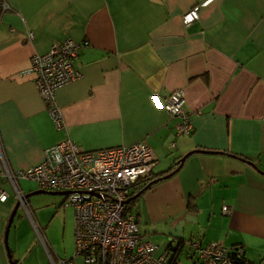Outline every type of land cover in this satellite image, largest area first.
<instances>
[{"label":"crops","instance_id":"0c3cea01","mask_svg":"<svg viewBox=\"0 0 264 264\" xmlns=\"http://www.w3.org/2000/svg\"><path fill=\"white\" fill-rule=\"evenodd\" d=\"M194 5L199 17L186 25L182 15ZM66 38L86 45L75 59L81 77L55 92L65 120L58 130L23 70L34 53ZM177 89L192 124L187 134H177L180 118L164 109ZM66 136L80 151L138 141L152 148L155 164L133 189L160 179L129 206L168 261L201 264L189 245L199 240L239 245L243 264H264V174L245 161L264 171V0H0L2 153L12 169L30 167ZM16 186L23 194L39 189L30 179ZM0 187L8 195L0 201V264H9L4 232L17 200L1 176ZM28 204L48 251L20 206L8 233L11 259L68 257L73 208L48 193ZM58 230L67 237L63 251L52 238Z\"/></svg>","mask_w":264,"mask_h":264},{"label":"built area","instance_id":"2783aa9c","mask_svg":"<svg viewBox=\"0 0 264 264\" xmlns=\"http://www.w3.org/2000/svg\"><path fill=\"white\" fill-rule=\"evenodd\" d=\"M5 5V4H4ZM199 17V6L194 5L182 15L186 25ZM28 36L32 37L29 31ZM81 45L71 38L51 44L43 54L34 53L23 70L33 76L41 98L56 129L65 128V120L57 102L56 90L81 77L75 59ZM184 91L177 89L167 97L164 109L180 118L177 134L192 129L190 116L183 108ZM169 145L174 146V142ZM156 158L144 141L96 151H80L68 136L43 150L37 164L12 169L0 148V176L13 185L16 200L31 222L48 251L41 230L23 193L17 189L18 179H30L39 189L67 191L65 205L74 208V248L83 264H167L168 252H158V245L148 234L139 230L136 215L127 211V203L134 184L152 170ZM0 187V201L7 199ZM201 264H232L231 253L243 255L241 246L224 247L211 242L202 246L199 240H190ZM49 264H73L72 258L50 257Z\"/></svg>","mask_w":264,"mask_h":264},{"label":"water","instance_id":"95a60500","mask_svg":"<svg viewBox=\"0 0 264 264\" xmlns=\"http://www.w3.org/2000/svg\"><path fill=\"white\" fill-rule=\"evenodd\" d=\"M195 151H199V150H195ZM191 152L185 154L184 156H182L179 160V165L182 163V161L185 159V157L190 154ZM245 160V159H244ZM246 162L250 163L251 165H253L259 172L263 173L264 174V171L258 169V167L252 162V161H247L245 160ZM178 165V166H179ZM177 168H175L173 171H171L169 174L165 175L164 177H167L169 175H171L174 171H176ZM159 178H156V179H153L151 180L146 187H148L152 182H155L157 181ZM41 193H48V194H53V195H66L68 192L67 191H52V190H44V189H37V190H34L33 192H29V193H26L23 195V197L28 201V198L31 196V195H34V194H41ZM18 208H20V204L18 201H16V204L14 205L10 215H9V218H8V221H7V225H6V228H5V232H4V245H5V249H6V252H7V256H8V260H9V264H13L12 262V259H11V254H10V248H9V245H8V233H9V228H10V225L13 221V218L14 216L16 215V212L18 210Z\"/></svg>","mask_w":264,"mask_h":264},{"label":"rangeland","instance_id":"374dc122","mask_svg":"<svg viewBox=\"0 0 264 264\" xmlns=\"http://www.w3.org/2000/svg\"><path fill=\"white\" fill-rule=\"evenodd\" d=\"M59 198H61L63 201L66 200V195H57ZM65 204V203H64ZM65 206H68L70 208H73L72 206L70 205H65ZM73 212H74V208H73ZM59 231V230H58ZM66 234V233H65ZM52 238H53V241H54V246L55 248H57L58 250L60 251H63V247L66 246L67 247V237L65 236L64 238L61 237V233L60 231L59 232H53V235H52ZM72 241H73V244H72V249L70 250V254L68 257H63L61 256L60 258H72L73 261H75L74 263L75 264H79L81 260V257L78 256V255H74L75 254V248H74V226H73V237H72ZM59 258V257H58ZM83 264V263H81Z\"/></svg>","mask_w":264,"mask_h":264},{"label":"trees","instance_id":"16d2710c","mask_svg":"<svg viewBox=\"0 0 264 264\" xmlns=\"http://www.w3.org/2000/svg\"><path fill=\"white\" fill-rule=\"evenodd\" d=\"M159 179H160V178H159ZM140 180H142V178H141ZM140 180H138L135 184L137 185V184L139 183ZM150 180H151V179H148L147 182H145L144 185H141V186L138 185L139 188H137L136 191L143 190V189L145 188V186H147V184L150 182ZM152 183H153V182H152ZM152 183H151V184H152ZM135 184H134V185H135ZM151 184H150V185H151ZM133 187H134V186H133ZM136 191L132 188V194H131V196H130V198H129V202L127 203V211H130V210H131L129 204L132 202V200H134V198H136V197H134V194L136 193ZM235 246H239V245H235ZM233 247H234V246H233ZM231 261H232V264H243V263L245 262V260H244V256H243V255L240 256V257H236L235 254H232V253H231ZM12 262H13V264H15V261H14L13 259H12ZM167 264H179V263L176 262V261L172 258V259H170V260L168 261Z\"/></svg>","mask_w":264,"mask_h":264}]
</instances>
